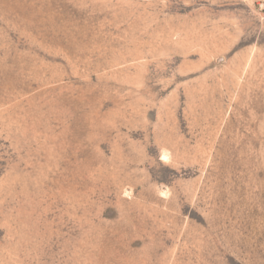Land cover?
<instances>
[{"label": "rangeland", "instance_id": "1", "mask_svg": "<svg viewBox=\"0 0 264 264\" xmlns=\"http://www.w3.org/2000/svg\"><path fill=\"white\" fill-rule=\"evenodd\" d=\"M0 264H264V0H0Z\"/></svg>", "mask_w": 264, "mask_h": 264}]
</instances>
